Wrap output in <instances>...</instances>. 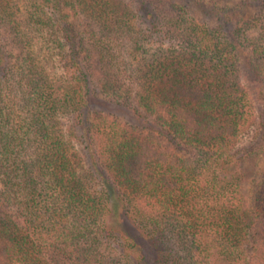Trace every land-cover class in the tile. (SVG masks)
I'll use <instances>...</instances> for the list:
<instances>
[{
  "label": "trees",
  "instance_id": "trees-1",
  "mask_svg": "<svg viewBox=\"0 0 264 264\" xmlns=\"http://www.w3.org/2000/svg\"><path fill=\"white\" fill-rule=\"evenodd\" d=\"M212 2L213 25L190 0H30L18 18L0 0L19 51L0 44V264H149L143 242L152 264H264L241 170L264 122L239 54L264 86V0H240L246 20ZM87 45L113 107L163 130L95 110Z\"/></svg>",
  "mask_w": 264,
  "mask_h": 264
},
{
  "label": "rangeland",
  "instance_id": "rangeland-1",
  "mask_svg": "<svg viewBox=\"0 0 264 264\" xmlns=\"http://www.w3.org/2000/svg\"><path fill=\"white\" fill-rule=\"evenodd\" d=\"M193 4V13L195 16L201 19L208 20L210 25H213L218 18V11H213L211 6L213 0H190ZM218 8L222 7H235L236 12L242 14V17L246 20L254 13V7L252 5L243 7L240 4V0H216ZM9 7L13 9L12 13L15 18H18L22 13H27L29 8L30 0H8ZM17 20V19H16ZM82 31L81 27L78 28V32ZM0 44L11 50L13 56L19 53L18 47L13 43L12 38L8 32L0 27ZM86 53V66H88L89 80L91 82L90 95L91 99L96 106L97 112H108L113 116H117L118 119L125 124L127 128L132 131L143 130L144 132L155 131L158 133L165 127V114L162 113L160 116L157 114H147L139 109L135 104L129 110L115 109L108 98H106L101 92L99 87L100 79L104 76L103 69L98 63V57L95 50L90 46H85ZM240 60L244 70L245 83L253 90V99L255 103V112L260 122H264V86L258 82L257 79L253 83V76L250 73L248 60L246 53L240 51ZM262 87V90H261ZM159 130V131H158ZM163 134V133H162ZM244 140H248L244 138ZM168 143V142H167ZM171 149V144H167ZM174 150V149H173ZM243 177L247 185L252 187L253 191L263 199L264 197V146H258L255 148L253 154L247 156L241 165ZM142 247L147 256L149 264H152V253L143 242Z\"/></svg>",
  "mask_w": 264,
  "mask_h": 264
}]
</instances>
